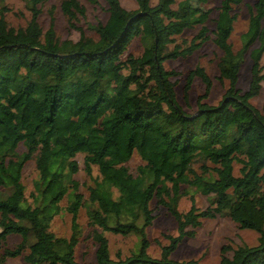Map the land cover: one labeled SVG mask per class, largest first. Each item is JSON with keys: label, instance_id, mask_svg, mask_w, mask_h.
<instances>
[{"label": "trees", "instance_id": "trees-1", "mask_svg": "<svg viewBox=\"0 0 264 264\" xmlns=\"http://www.w3.org/2000/svg\"><path fill=\"white\" fill-rule=\"evenodd\" d=\"M5 1L0 0V264L20 256L25 264H78L81 208L93 229V264H198L171 254L203 220L218 217L258 234L255 246L223 247L220 264H264V105L260 112L251 104L264 82V0L250 8L237 53L229 39L236 21L233 7L241 0L220 1L211 40L222 53L218 78L228 88L217 105L198 103L193 114L178 104L171 81L175 73L164 68L210 40L192 0L156 5L135 0V10L104 0L106 22L89 26L96 38L80 31L76 42L61 41L52 23L42 30L45 0H22L30 19L19 29L6 22ZM60 7L72 28L85 16L78 0H63ZM197 28L189 42H176ZM135 41L142 48L137 57L128 54ZM248 52L251 80L241 92L237 84ZM195 77L206 91L211 87L204 69L196 67L187 77L186 100ZM135 154L142 164L132 175L125 165ZM77 155H83L84 172L93 182L87 199L73 179ZM31 161L38 178L27 199L22 176ZM196 162L202 163L201 174L192 168ZM93 167L99 178L92 176ZM189 190L204 196L208 207L199 210L192 203L180 213L179 200L191 195ZM65 197L68 238L50 231ZM153 203L168 212L178 230L159 259L148 254ZM106 234L135 237V250L111 259ZM11 236L21 239L15 249L5 248Z\"/></svg>", "mask_w": 264, "mask_h": 264}, {"label": "rangeland", "instance_id": "rangeland-1", "mask_svg": "<svg viewBox=\"0 0 264 264\" xmlns=\"http://www.w3.org/2000/svg\"><path fill=\"white\" fill-rule=\"evenodd\" d=\"M63 0H45L40 7L41 15L39 24L45 32L49 29L51 23L54 26L56 36L61 40L78 41L80 31L86 36L96 38V35L89 29L90 25L97 23H105L108 18L107 6L104 0H97L96 4H92L89 0H78L85 9V16L78 17L74 22L76 28L69 26L68 21L61 10ZM122 7L126 10H135V0H119ZM221 0H192L193 8L196 14L201 17L209 30L210 40L205 43L202 48L196 51L193 55L187 58H180L175 61L165 62L164 68L167 71L175 73L171 77V81L176 84L175 94L178 104L188 114H193L198 106V103H205L210 106L217 105L225 94L228 83L221 81L217 69V63L222 55L221 51L212 43V32L215 28V20L217 19L218 10ZM256 0H241V4L233 7V14L236 15V21L233 26V32L229 39V43L235 53L240 51L242 47V36L248 29L250 18V8ZM158 0H151L152 5H156ZM5 20L8 25L14 29L24 28L29 19L30 14L26 10L22 0H6L5 1ZM198 28L193 31H187L179 39L177 43H182V40L188 42L195 36ZM257 47L254 44L251 49ZM142 52L140 44L135 41L129 48L128 54L139 56ZM261 66L264 67V55L261 59ZM196 67L204 69L211 82V87L206 91L205 84L201 79L195 77L191 83L188 92V99H185L184 88L187 82V77ZM251 60L249 52L244 56V62L239 73V81L237 84L241 92L248 89L251 80ZM251 104L262 112L264 105V82L260 95L251 101ZM78 165V172L73 179L79 185V191L85 199L88 197V187L93 185L92 180L85 174L83 166V155H77L75 158ZM142 164L139 157L135 154L132 159L125 165L129 172L134 175L138 166ZM192 168L197 174L202 173V163L196 162ZM234 175H239V166H234ZM92 176L99 178L97 168H92ZM38 178V173L35 168L34 161L29 162L23 171L22 183L25 187V197L29 199V194L33 191V183ZM184 189V187H183ZM191 195L183 196L178 203V211L186 213L192 203L199 210H204L208 207L207 199L199 193H194L189 190ZM29 201V200H28ZM68 200L65 197L61 203V212L57 215L50 226V231L57 237L68 238L71 234V217L66 212ZM154 221L147 229V238L149 241L148 254L151 258L159 259L162 249L168 247L172 238L178 236L176 222L168 214V212L156 203L152 204ZM77 222L82 230V236L75 249V260L78 264H93L95 245L92 241L93 229L89 226L88 218L85 209L81 208L78 214ZM109 244L110 257L113 260L119 258L124 259L135 250L137 240L135 237L124 238L119 235L106 234ZM258 234L249 231L241 230L227 217H218L212 220H203L201 226L194 231V236L184 238L171 254V258L177 261L195 260L198 264H220L221 250L223 247L236 249L243 244L247 246H255L257 244ZM21 242L17 236H11L5 244L7 249H15ZM231 255V253H228ZM6 264H25L22 256L8 259Z\"/></svg>", "mask_w": 264, "mask_h": 264}]
</instances>
